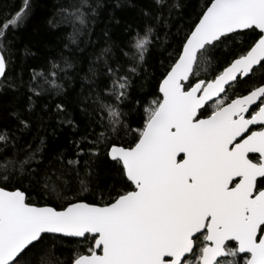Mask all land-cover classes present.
<instances>
[{
  "label": "snow or ice",
  "instance_id": "6c2138e0",
  "mask_svg": "<svg viewBox=\"0 0 264 264\" xmlns=\"http://www.w3.org/2000/svg\"><path fill=\"white\" fill-rule=\"evenodd\" d=\"M35 7L0 5V264H264V0H203L189 16L148 0L122 46L96 35L106 0H56L59 46L25 79L10 69ZM41 97L76 134L71 158L25 139L34 121L47 132Z\"/></svg>",
  "mask_w": 264,
  "mask_h": 264
},
{
  "label": "trees",
  "instance_id": "16d2710c",
  "mask_svg": "<svg viewBox=\"0 0 264 264\" xmlns=\"http://www.w3.org/2000/svg\"><path fill=\"white\" fill-rule=\"evenodd\" d=\"M6 2L19 4L20 0H0V5ZM55 2L56 0H47V6H45V0H35L36 7L34 14L27 26L20 32L19 40L16 46L17 50L14 53L16 62L13 68L10 70L14 71L16 74H19L21 68H23L25 70L23 73L25 79L28 78L31 67L42 66L46 59L49 58L53 54L54 50H56L59 46V38L63 33L59 29L50 30L45 23V14L52 11L51 5ZM182 2L185 5V16H189L193 11L199 10V5L203 2V0H182ZM106 3L108 4V8L107 11L102 13L101 19L96 27V35H101V30L107 27L111 32L114 44L117 46H122V41L126 43V26L130 24L133 25L134 28L136 26H142L143 19L140 15V8L148 3V0H131V4L135 5V7L129 6L124 8H115V0H106ZM110 15H114L115 19L119 20L120 23L117 24L115 20H111ZM186 22L187 21L184 18L174 15L173 24L176 27ZM172 31H175V27L172 29ZM25 46L28 47L31 52L35 53V55L25 57ZM99 46L100 42L97 43V47ZM115 50L116 49L114 48V51ZM149 65H151V67L148 69L149 76H158L159 72L162 71L159 65L158 51L153 53V56L149 61ZM83 67L84 72H86L87 64H84ZM80 75L83 76L84 73L82 72ZM141 84H143V88L140 87ZM155 85L156 80L154 78L148 79L146 83L144 81H140L133 92V97L147 96L149 93L154 91ZM73 88L75 89L76 93H79L80 83L72 82L68 90L71 91ZM7 99L11 100L12 98L8 97ZM56 99L58 100L60 98L57 97ZM24 103V99L21 98V100L18 102V106L22 107ZM45 103H50L47 97L39 98L37 100L36 112L40 113L41 116H44L47 132L40 128L39 121H34L36 124V129L31 134H26L25 139L32 143L33 147H35L37 144H39V137L44 136L45 143L48 145L45 151L49 157H54L57 151L66 149L67 154L71 158L72 145L70 140L75 138L76 134L67 127H64L62 130L59 129L57 127L56 120L50 119L43 111V105ZM49 111H54V109H49ZM70 111H73L72 106H70ZM74 114L78 116V112H74ZM54 130L56 131V135H53ZM99 163H101L102 175H105L104 169H110L111 164L103 161ZM105 179L110 180L111 176L105 175Z\"/></svg>",
  "mask_w": 264,
  "mask_h": 264
}]
</instances>
